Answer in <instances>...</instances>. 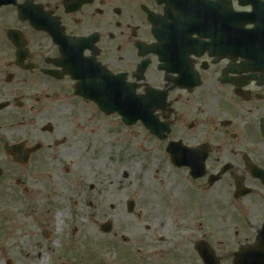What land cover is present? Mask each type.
<instances>
[{
	"label": "flooded vegetation",
	"instance_id": "af4514ba",
	"mask_svg": "<svg viewBox=\"0 0 264 264\" xmlns=\"http://www.w3.org/2000/svg\"><path fill=\"white\" fill-rule=\"evenodd\" d=\"M228 5L241 9L239 0H0V264H80L77 229L65 223L56 235L32 203L69 194L61 179L75 189L65 162L81 153L66 141L84 126L81 112L94 114V63L123 78V94L127 84L139 96L155 90L150 107L170 129L166 140L153 135L161 146L205 148L199 180L241 217L239 230L223 231L233 239L208 240L219 264H236L248 246L264 259V68L246 71L250 61L228 53ZM144 246L136 264H162L163 245Z\"/></svg>",
	"mask_w": 264,
	"mask_h": 264
},
{
	"label": "rangeland",
	"instance_id": "374dc122",
	"mask_svg": "<svg viewBox=\"0 0 264 264\" xmlns=\"http://www.w3.org/2000/svg\"><path fill=\"white\" fill-rule=\"evenodd\" d=\"M92 110L91 116L80 113L77 121L84 126L75 131L70 143L66 141L69 146L78 144L81 153L79 162L74 161L73 165L65 162L69 171L64 172V178L72 176L75 189L71 181L61 179L62 190L69 194H57L53 200L45 199L40 205L34 199L32 203L34 214L42 213L46 228L55 230L56 235L63 233L58 229L65 227V223H69L70 230L77 229L71 246L80 243H77L80 253L75 250L80 264H136L144 254V245L154 241L162 244L169 254L163 255L162 264L181 259L198 264L195 253L189 251L193 240L203 238L218 244L221 238H234L233 234L224 236L223 231L228 228L239 230L241 217L237 211L224 208L229 201L226 194H208L202 180L188 176L185 168L176 169L169 154L140 124L126 126L117 114L105 115L95 103ZM134 145L136 149L142 146L138 151L145 149L150 154L125 166V154ZM152 152L158 154V169L169 167L175 173L170 180L176 192L173 197L162 188L163 183L161 189L146 188L142 183L147 176V164L154 160ZM134 155L135 151L132 157ZM151 179H154L152 174ZM129 186L131 189L127 191ZM101 196L115 206L110 218L100 219L94 215V203L99 202ZM129 200L135 203L131 212ZM54 206L58 209L50 211ZM59 212L63 213V222L57 220ZM108 222L112 227L106 233L102 226ZM171 241L180 248L179 251L174 249Z\"/></svg>",
	"mask_w": 264,
	"mask_h": 264
},
{
	"label": "water",
	"instance_id": "95a60500",
	"mask_svg": "<svg viewBox=\"0 0 264 264\" xmlns=\"http://www.w3.org/2000/svg\"><path fill=\"white\" fill-rule=\"evenodd\" d=\"M243 1V0H242ZM246 1V0H244ZM254 12L252 13H236L232 10L227 11L228 20L227 32L228 39L230 42H233L241 46L242 51H238L235 56H242L245 58H251L254 56L258 58V62L264 63V3L256 0L253 2ZM255 23L256 27L252 29H246L245 25L247 23ZM236 41L238 43H236ZM253 57V59H254ZM254 68H261V66H254ZM251 69V68H250ZM99 81L101 83L97 84L94 80V100L98 102L99 106L107 113H111L115 110H118L120 114L124 117V121L127 124H133L138 119H142L145 124L152 129L154 133H158V128L152 123L154 118L151 117L150 105L151 101L148 98L141 97L143 100L138 101L132 94V92L122 93L123 99H115L112 96L113 89L110 77L105 75V71L100 69ZM132 91V90H131ZM169 150L173 154V159L176 163L181 165H190L194 170V175H201L200 168L203 167L204 156L200 155L199 152L188 150V149H173L169 147ZM134 208V202H129V209ZM111 229V224H106L103 228L104 231L108 232ZM201 243V242H200ZM203 244H199L200 254L204 257L205 254L201 251ZM247 251H252L248 249ZM242 257L244 255H241ZM206 260V258H205ZM207 263H212L207 261ZM249 264H255L257 262L252 260H247Z\"/></svg>",
	"mask_w": 264,
	"mask_h": 264
},
{
	"label": "bare ground",
	"instance_id": "6f19581e",
	"mask_svg": "<svg viewBox=\"0 0 264 264\" xmlns=\"http://www.w3.org/2000/svg\"><path fill=\"white\" fill-rule=\"evenodd\" d=\"M120 143H117V148H120ZM134 147L131 146L127 152H126V159H125V166H128L129 163H136L137 159H140L145 152H135L134 157H132ZM154 155V160L151 163L147 164L146 173L147 176L142 180V183L144 187L152 188V189H161V183H163L162 188L165 189L169 194L170 197H173L172 194H176L174 186L171 184L170 180L175 176V173L171 172L169 170V167H163L158 169L156 167V160L157 156L155 155V152H152ZM151 174L153 175V180L151 179ZM162 179V180H160ZM110 184L113 183L112 181H109ZM129 183V181H128ZM131 187L129 186L127 188V191H129ZM152 199V197H150ZM91 204V203H90ZM115 209V206L113 203H107L105 200V197L101 196L99 202L97 201L94 203V215L96 214L98 218H110L113 214ZM62 213H58V219H61ZM96 236L95 229H94V237Z\"/></svg>",
	"mask_w": 264,
	"mask_h": 264
}]
</instances>
